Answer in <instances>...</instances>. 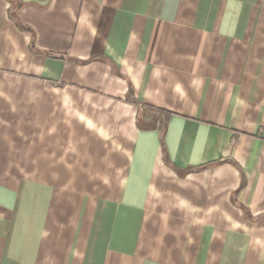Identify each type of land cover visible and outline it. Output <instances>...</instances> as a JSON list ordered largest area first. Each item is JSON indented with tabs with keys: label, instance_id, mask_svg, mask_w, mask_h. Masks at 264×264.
Listing matches in <instances>:
<instances>
[{
	"label": "crops",
	"instance_id": "0c3cea01",
	"mask_svg": "<svg viewBox=\"0 0 264 264\" xmlns=\"http://www.w3.org/2000/svg\"><path fill=\"white\" fill-rule=\"evenodd\" d=\"M0 264H264V0H0Z\"/></svg>",
	"mask_w": 264,
	"mask_h": 264
},
{
	"label": "trees",
	"instance_id": "16d2710c",
	"mask_svg": "<svg viewBox=\"0 0 264 264\" xmlns=\"http://www.w3.org/2000/svg\"><path fill=\"white\" fill-rule=\"evenodd\" d=\"M13 18H15V15H13ZM17 25L20 26L18 22H17ZM143 110H144V113L152 112V113H158L159 115H164V120L163 121L160 120L157 127L159 128V130H161V132L166 131L167 122L171 116L170 113H167L162 110L155 109V108L147 107V106H144ZM163 150H164V145H163Z\"/></svg>",
	"mask_w": 264,
	"mask_h": 264
}]
</instances>
